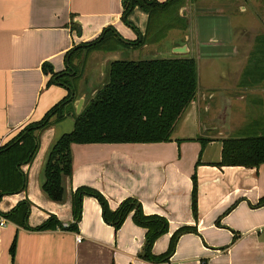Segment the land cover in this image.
Returning a JSON list of instances; mask_svg holds the SVG:
<instances>
[{
	"label": "crops",
	"instance_id": "crops-1",
	"mask_svg": "<svg viewBox=\"0 0 264 264\" xmlns=\"http://www.w3.org/2000/svg\"><path fill=\"white\" fill-rule=\"evenodd\" d=\"M122 10V0H0V145L67 95L64 85L47 84L50 73L41 70L42 62L49 63L53 73L64 71L78 60V50L68 51L95 38L105 26L120 40L144 34L147 12L138 6L129 12L135 30L122 21ZM202 12L190 11L187 42L172 36L160 47L140 46L150 57L195 59L196 94L169 140L72 142V171L61 176L62 198L53 200L41 187L44 159L55 139L72 125L58 120L42 129L34 156L21 166L26 186L0 199V264H264V203L252 206L264 195V162L255 167L216 164L221 139L264 131V39L233 38L227 22L201 38L199 25L193 29L191 21L203 17ZM176 46H186V51ZM137 49L122 47L102 55L93 51L99 60L90 66V76L101 73L110 59L132 53L136 57ZM83 69L73 93L86 96L80 84L86 79ZM200 139H206L203 147ZM193 172L196 218L190 209ZM80 185L97 189L110 209L131 196L145 213L164 216L168 229L153 241L152 254L166 250L179 226H195L196 231L180 234L166 259H141L145 227L127 215L113 228L102 219L92 195L82 197L80 218L75 229L69 227L71 194ZM23 199L30 202L28 227L2 215ZM50 215L58 219L57 225L34 228Z\"/></svg>",
	"mask_w": 264,
	"mask_h": 264
},
{
	"label": "trees",
	"instance_id": "trees-1",
	"mask_svg": "<svg viewBox=\"0 0 264 264\" xmlns=\"http://www.w3.org/2000/svg\"><path fill=\"white\" fill-rule=\"evenodd\" d=\"M181 0H122V21L135 30L127 15L134 8L140 7L147 12V31L151 17L172 8H178ZM160 17L156 15V18ZM161 28H156L151 35L137 37L133 41L120 40L111 26H105L95 38L76 45L72 50L87 53L98 49L112 51L122 47L138 48L144 44H160L163 36ZM71 66V67H70ZM107 79L94 91L80 109L75 113L72 100L75 81L80 76L79 68L68 64L61 72H52L47 62H42L41 70L50 73L47 84L58 82L67 88V95L55 102L37 120L25 123L10 139L0 145V199L7 193L20 192L26 186V174L22 164L29 162L38 148V134L45 127L52 125L65 116L73 117L72 129L61 133L51 144L44 159L43 181L44 193L53 200L62 198V175L72 171L71 143L89 142H157L169 140L175 124L186 106L196 94L197 73L196 63L192 56H172L154 58L129 59L124 57L110 59L105 67ZM105 76V78H106ZM104 78V79H105ZM73 93V94H71ZM222 140L220 161L217 165L258 166L264 162V131L242 136H228ZM201 146L206 139H200ZM198 162V161H197ZM190 209L196 218V175L192 173ZM71 212L73 222L69 225L75 229L81 215V200L84 195L94 196L99 202L104 222L117 229L127 215L141 227H145L141 259L158 262L169 256L174 249L177 237L183 232L196 231L195 226L182 225L176 228L168 240V247L159 255L152 254L153 241L161 233L167 231V220L158 214H147L141 209L135 197H125L114 209H110L107 200L97 189L85 185L77 186L72 192ZM264 203V195L252 206ZM30 207L28 199L18 201L2 215L11 221L28 227L27 212ZM1 214V213H0ZM59 223L55 216L50 215L35 229L49 228ZM13 240L9 246L11 253Z\"/></svg>",
	"mask_w": 264,
	"mask_h": 264
},
{
	"label": "rangeland",
	"instance_id": "rangeland-1",
	"mask_svg": "<svg viewBox=\"0 0 264 264\" xmlns=\"http://www.w3.org/2000/svg\"><path fill=\"white\" fill-rule=\"evenodd\" d=\"M178 6V8H172L154 14L149 21L150 24L148 26V31L146 30V34L151 35L156 28H161L162 31L160 30L159 32L161 35L163 33V36L159 39L160 43L166 42L167 38L172 36H175V40L181 41L183 36L189 32L187 31V27L189 26L190 11L199 12V10H203V12L200 13H204L203 17H198L191 21L193 29L197 27V24L199 25V36L201 38L212 32V28L216 33V29L221 27L223 22H227L230 26V32L232 30L233 38L246 37L247 40H250L252 37L255 38L259 36L264 39V0H181ZM156 15L160 17L156 18ZM244 40L241 38L242 42H244ZM156 46L160 47L159 44H156ZM149 47L154 46L150 45ZM93 51H95V53L98 51L100 54L106 52L105 49H93L87 53L79 52L76 64H72V66H77V68H79V66L81 68L84 67L83 74L86 77L84 76L83 78L86 79L84 80L83 87L86 93H88V88L93 86L99 87L102 84L98 83L100 76H96V78L94 75L93 77L90 76V66L93 67L94 63L99 60L95 58ZM243 52L245 53V50ZM155 56L150 57L148 55H143L142 50L138 47L137 56H133L132 53L128 58H154ZM104 76H106V74ZM106 79L107 76L104 81ZM82 80L83 79H81V81ZM89 96L90 95H86V99H88ZM59 121H64L65 123L69 122L72 125L73 117L66 116L63 120L61 119ZM65 123L62 124L63 128L67 127ZM69 128L72 129V126Z\"/></svg>",
	"mask_w": 264,
	"mask_h": 264
},
{
	"label": "water",
	"instance_id": "water-1",
	"mask_svg": "<svg viewBox=\"0 0 264 264\" xmlns=\"http://www.w3.org/2000/svg\"><path fill=\"white\" fill-rule=\"evenodd\" d=\"M264 19V17H263ZM176 48H178V50H185L186 51V46H182V47H179V46H176ZM81 94V95H80ZM80 94H77V96L73 99L72 101V106H73V110L75 111V113H79L86 100V96L84 93H80Z\"/></svg>",
	"mask_w": 264,
	"mask_h": 264
},
{
	"label": "flooded vegetation",
	"instance_id": "flooded-vegetation-1",
	"mask_svg": "<svg viewBox=\"0 0 264 264\" xmlns=\"http://www.w3.org/2000/svg\"><path fill=\"white\" fill-rule=\"evenodd\" d=\"M186 36V34L183 36V38H182V40L180 41V43L182 42H187V40L184 38ZM164 43V42H163ZM163 43H160L159 45H163ZM106 69V68H105ZM105 69H103L102 70V72L100 73V70H97L96 71V74L94 75L95 76V78H96V76H100L99 77V82L98 83H103V81H104V78H105V76H104V72H105ZM81 73V72H80ZM86 82V81H85ZM80 84H81V86H83L84 85V80L83 81H81L80 80ZM98 88V86L97 87H91V88H89V90H88V93H87V96L88 95H90L89 96V98L94 94V91L96 90ZM88 98V99H89ZM88 99H86V101L84 102V103H86L87 101H88ZM84 105V104H83Z\"/></svg>",
	"mask_w": 264,
	"mask_h": 264
},
{
	"label": "built area",
	"instance_id": "built-area-1",
	"mask_svg": "<svg viewBox=\"0 0 264 264\" xmlns=\"http://www.w3.org/2000/svg\"><path fill=\"white\" fill-rule=\"evenodd\" d=\"M3 222H4L3 219L0 220V225H2ZM76 239L79 240V239H80V236L77 235V236H76ZM164 264H168V262L166 261V262H164Z\"/></svg>",
	"mask_w": 264,
	"mask_h": 264
}]
</instances>
